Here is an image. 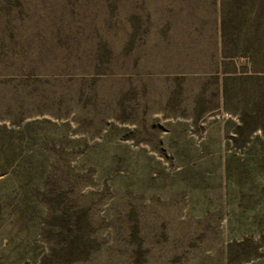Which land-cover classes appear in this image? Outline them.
<instances>
[{
	"label": "rangeland",
	"instance_id": "374dc122",
	"mask_svg": "<svg viewBox=\"0 0 264 264\" xmlns=\"http://www.w3.org/2000/svg\"><path fill=\"white\" fill-rule=\"evenodd\" d=\"M254 89L264 0H0V264H264Z\"/></svg>",
	"mask_w": 264,
	"mask_h": 264
},
{
	"label": "trees",
	"instance_id": "16d2710c",
	"mask_svg": "<svg viewBox=\"0 0 264 264\" xmlns=\"http://www.w3.org/2000/svg\"><path fill=\"white\" fill-rule=\"evenodd\" d=\"M222 14L225 12V9L221 10ZM226 14V13H225ZM225 14L221 17V30L222 35H225V29H226V23L227 18ZM226 93L224 89V94ZM251 99V104L247 110H244L241 116L239 117L242 125L238 126L235 129V134L237 136H241L244 139L248 137L249 132L253 130V128L250 129H244V126L248 125L250 122L255 123L259 118H264V89H254L253 95ZM254 126V125H252ZM233 141H236L238 138L231 137Z\"/></svg>",
	"mask_w": 264,
	"mask_h": 264
}]
</instances>
